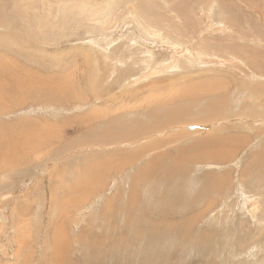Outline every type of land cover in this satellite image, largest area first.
Masks as SVG:
<instances>
[{"label":"rangeland","instance_id":"1","mask_svg":"<svg viewBox=\"0 0 264 264\" xmlns=\"http://www.w3.org/2000/svg\"><path fill=\"white\" fill-rule=\"evenodd\" d=\"M12 1L0 0L3 14L8 15ZM129 1L138 10L140 4L146 10L151 8L149 11L154 7L157 12L153 11L154 18L162 16L160 22L163 25L171 24L174 30H179L177 40H186L190 48L186 54L178 53V46L165 45L160 34L151 32L150 37L143 35L146 44L154 48V58L158 60L150 67L141 64L137 58H143L145 47L130 43L140 24L131 16H125V7L121 3L118 7L104 6L107 12L113 10L112 14L119 21L107 28L106 35L113 33L110 37L116 42L112 43V50L121 43L118 54L126 52L129 56L126 49L132 50L133 54L122 70L119 68L110 75L112 67L109 65L98 74L103 78L99 94L91 86L96 74L92 68L86 69L87 64L79 52L70 55L69 60L72 63L77 60L82 68L73 75V87L70 83L65 92L61 85L64 73L52 67H36V70L44 71L40 73L29 67L21 68L27 67L24 56H8V68L0 70V94L5 91V104L11 112L9 116L6 112L0 113V144H6L0 146V160H3L0 161V264H45L46 238L51 235L62 238L65 247L60 245V260L47 257L46 264H106L110 261L115 264L117 252L126 246V264H138L143 257L139 256L138 262L133 261L135 247L139 248L142 242L163 245L168 239L163 240L172 235L177 239L173 238L171 253L156 264H264V260L258 262V259H264V78L250 79L252 72L255 76L264 75V0H172L173 10L168 7L170 0ZM100 6L99 10H103ZM144 8L140 10L142 13L146 12ZM44 9L41 11L46 12ZM1 12L0 16L5 18L0 17V22L5 23L6 16ZM59 22L54 33L59 31L61 34L58 41L48 47L49 51L53 52L57 47L75 51L74 47H81L82 37L86 36L83 30L74 33L72 41L67 40V32L62 29L68 25ZM22 24L15 23L17 35L25 37L26 44L37 42ZM23 37L18 39L24 40ZM213 56L226 61L224 64L213 62L212 59H217ZM100 61L104 64L102 59ZM160 62L165 65L175 62L178 69L162 72L164 66H161L159 73L152 77L123 87L131 78L125 81V76L129 74L133 81L150 68L155 69ZM128 64L129 70H126ZM183 66L185 69L182 70ZM72 88L76 94L70 91ZM183 89L186 91L181 93ZM69 91L75 95L71 96ZM66 92L71 98L65 95ZM246 93L255 99L247 98ZM229 94L232 101L226 104L227 107L215 105V101L219 102ZM236 99H241L239 106ZM161 100L168 101L161 103ZM244 101V111L249 118L261 120L236 117L234 108L242 110ZM187 115L195 122L206 120L209 123L207 127L191 125L190 129L189 122L182 120L180 123L184 128H189L186 132L182 130L187 136L184 137L178 127L181 125L174 126L171 122ZM191 130H202L203 134L195 137ZM157 134L159 138L155 137ZM177 134L181 137L167 139L168 143H164V137ZM125 140L127 143L122 144ZM128 142H135L137 146L132 147ZM9 147L15 150L13 154L20 151V156L16 153V157L10 156L11 160L4 159L2 150L7 151ZM205 161L211 164L205 166ZM198 162L205 163L204 171L198 174L199 177L202 175L203 181L198 186L186 188L183 184L186 176ZM180 170L183 175L178 174ZM128 174L133 177L132 184L127 185L132 189L130 194L137 193V199L141 196L144 199L142 207L129 204L128 210H124L127 221L134 218L137 233L131 232L122 220L124 201L120 204V200L124 197L123 185L128 181ZM145 180L153 185L150 192H145ZM217 183L220 189L216 187ZM240 184L242 186L238 188ZM38 189L42 190L40 196L35 191ZM222 192L226 195L222 196ZM239 192L247 195L245 206L243 197H238ZM80 193L87 195L86 198H80ZM103 195L107 202L99 203ZM149 196L152 202L154 196L155 204L148 201ZM108 199L119 213L107 210L110 208ZM54 201L59 208L64 203L68 211L52 218ZM39 203L42 204L40 209ZM140 209L142 215L134 216ZM23 221L27 228L20 225ZM64 228L71 236L66 235ZM62 233L66 235L64 239ZM73 234L82 235L80 244ZM20 236L25 240L22 250L19 248ZM56 243L57 239H54ZM192 249H201L202 253L211 249L212 253L201 258ZM151 251L149 247L143 249L146 254ZM189 251L193 252L192 256L187 254ZM70 252L68 261H63ZM127 254H132L131 258Z\"/></svg>","mask_w":264,"mask_h":264},{"label":"bare ground","instance_id":"2","mask_svg":"<svg viewBox=\"0 0 264 264\" xmlns=\"http://www.w3.org/2000/svg\"><path fill=\"white\" fill-rule=\"evenodd\" d=\"M2 1V0H1ZM183 1V0H182ZM142 2V1H141ZM148 2V0H147ZM146 2V4H147ZM152 2V0H150V3ZM153 2H156V4L158 3L157 1H153ZM123 4V6L125 7V16H131L133 18L134 21H136L138 24H140V27L139 29H136V32L135 34H133L134 38H130V43L131 45H134L135 47H145V50L143 51L144 55L142 56L143 58H137L139 61H141V64H145L146 67H150L152 63H156L157 62V58H154L155 54L153 52L154 48L152 46H149L147 42V40H145L144 38H146L144 35L150 37V34L151 32L155 34H160L162 36V39L166 42L165 45L167 44L169 47L171 46H178L179 48L177 49L178 53H183V54H186L187 50L190 49L188 48V44L185 42L186 40L184 39V37L182 36L181 38L185 41H181V40H177V38L179 37V33L178 32L179 30H174L171 26V24H167L166 25H163L162 22H160V19H162L161 17L162 16H159V18H154V15H153V11L155 10L154 7H152V11H149L151 10L148 9L146 10V8H144L141 4L139 6V10L138 9H135L136 6L133 5L132 3L130 4V1L129 0H43V2L41 0H13L12 1V9L8 10L6 9V11L8 10V15L7 14H3L1 11V14L5 15L6 16V21L5 23H2L0 22V70H5L8 65V56H12V57H21V56H24L25 57V60H26V65L27 67H21V68H26V69H31L32 71L36 72V73H40V72H44V71H40V70H36V67H39V68H56V69H59L60 73H64V80H62V84L60 82V84L62 86H64V90H66V88L70 87V83L72 85L73 83V75L76 73L77 70L80 69V67L82 66V64L78 63L77 60H75V63H72L73 61L72 60H69L71 57L70 55H74L73 53L75 52H79L83 57H84V60L86 62L87 65L86 66V69H89V68H92V71L96 74L95 78L92 79L91 81V86H92V89L94 90L95 93H100L101 90H102V87H101V82H103V78H101L98 74H101V71L102 70H107V68L109 67V65H111L112 69L110 71V75L111 74H114L115 70H118L120 68V70H122V66L124 64H127V59H129L130 57H132V54H133V51L132 50H127L126 51L129 53V56L126 55V52L124 53H121V54H118L119 50H117V48H120L121 46L119 44L121 43H118L117 47L115 46V49L112 50V43L113 42H116L114 38H111L110 36L113 34H111L110 36L109 35H106L108 33V30L107 28L111 25H117V22L119 23L118 21V18L115 17L112 12V11H109L107 12V10L105 9L104 6H110V7H118L120 4ZM145 3V1L143 2V4ZM148 3V4H150ZM179 3V2H178ZM181 3V2H180ZM11 4V3H10ZM103 5V6H100V5ZM154 4V6L156 5ZM159 4V3H158ZM172 0H170V3L168 4V7L169 9H172L173 10V7H172ZM45 6V7H42V6ZM182 5V3H181ZM180 5V6H181ZM7 6V5H6ZM101 7L103 8V10H99L98 7ZM152 6V5H151ZM150 7V6H148ZM158 7V6H157ZM41 8H45L46 9V12H42L41 11ZM131 8L133 9L131 11ZM144 8V10L146 11L145 13H142L140 10ZM160 8V7H159ZM44 9V11H45ZM135 9V10H134ZM154 9V10H153ZM11 11V12H10ZM53 11V12H52ZM96 11H100V12H96ZM134 11H136L134 13ZM163 11V10H162ZM4 12V11H3ZM10 12V13H9ZM56 12V13H55ZM151 14H150V13ZM156 12V11H154ZM196 12V11H195ZM46 13V14H45ZM54 13V14H53ZM157 13V12H156ZM165 13V12H164ZM138 14V15H136ZM2 17V16H0ZM4 17V16H3ZM2 17V19H3ZM171 18V15L169 16ZM5 18V17H4ZM73 21H72V20ZM132 20V21H133ZM60 21V22H59ZM64 21V22H63ZM16 22H20V23H23L22 24V27L25 28V31L28 33L29 32V35L31 37H34L32 40H37V42H32L33 44H30V42H28L26 44L25 42V37H23L22 35H17V31L18 29L14 28L15 27V23ZM57 22H59L61 25H68V27H64L63 26V29H62V32H67V36H68V39L67 40H71V36H74V33H77L79 32L80 29L83 30V33L84 38L82 40V46L81 47H74L73 50L75 51H66V50H62V49H59L58 47L52 51H49L48 47L51 48L50 46L53 44V42L55 43L56 41H58L59 39V36L61 33H54L55 32V28L58 27L59 25L57 24ZM50 25V27H49ZM58 25V26H57ZM176 25V24H175ZM48 27L50 29H48ZM43 28L47 31H44ZM62 28V26H61ZM68 28V29H67ZM110 28V27H109ZM2 30H4L3 32H1ZM49 31V32H48ZM25 34V32H23ZM187 33V32H186ZM64 35H66L65 33H63ZM73 34V35H71ZM110 34V33H109ZM144 34V35H143ZM63 35V36H64ZM76 35V34H75ZM153 35V36H154ZM181 35V34H180ZM78 36V35H76ZM124 36V35H123ZM126 36V35H125ZM124 36V37H125ZM206 36V35H205ZM18 37H23L24 40H19ZM208 37V36H207ZM206 37V38H207ZM95 39V40H94ZM123 39V38H122ZM117 40V39H116ZM149 40V39H148ZM124 42V41H123ZM122 42V44H123ZM125 44V43H124ZM123 44V45H124ZM57 45V44H55ZM122 45V46H123ZM151 45V44H150ZM113 47H114V44H113ZM67 49V48H66ZM72 49V48H71ZM204 52V51H203ZM202 56L204 57L205 55L202 54ZM217 58L216 56H213V58ZM10 58V57H9ZM20 59V58H19ZM74 59V58H73ZM103 60L104 64L101 63L100 60ZM150 59V60H149ZM212 59L213 62H216V63H222L224 64L226 59ZM11 60V59H10ZM69 60V61H68ZM20 62V61H19ZM134 62V61H133ZM132 62V65H134V63ZM13 63V62H12ZM16 63V62H15ZM140 62H138L139 64ZM177 63V62H176ZM119 66V67H118ZM128 66V68L126 67V70L128 69L129 70V64L126 65ZM161 66H164V68H162V72L165 71V70H168L170 69L172 72H174V70L178 69V65L175 64V62H172V64H168V65H165L163 64L162 62L159 63V65L151 70V68L149 69V71L137 76V77H134V80L131 81L132 79V76H130L128 74V76H125L124 80L127 81V78H130V80L128 82H125L124 83V86L123 87H126L129 86L130 84H134V83H137L139 80H143L144 78H147V77H152L153 75L157 74L158 72V69L161 68ZM29 67V68H28ZM20 68V67H18ZM82 68V67H81ZM85 68V67H84ZM15 69V68H13ZM144 69V67H143ZM185 69V67L183 66L182 67V70ZM2 72V71H1ZM26 72V71H25ZM31 72V71H29ZM177 72H180V71H177ZM52 73V72H51ZM124 73V72H123ZM159 73V72H158ZM255 73H251V76H250V79H258V78H262L261 80H263L264 78V75H257L255 76L254 75ZM109 75V76H110ZM78 76V75H77ZM78 78V77H77ZM26 79V78H25ZM24 79V80H25ZM23 80V79H21ZM76 80V79H75ZM145 80V79H144ZM259 80V79H258ZM78 81V80H77ZM76 81V82H77ZM39 83V82H38ZM81 84V83H80ZM79 84V85H80ZM42 85V84H41ZM45 85V84H44ZM74 85V84H73ZM72 85V87H73ZM61 86V87H62ZM135 86V85H134ZM3 87V86H2ZM1 87V88H2ZM10 87V86H9ZM55 87H57L55 85ZM76 87V86H75ZM132 87V86H131ZM82 88V87H80ZM99 88H101V90H99ZM71 89V88H69ZM13 90V89H12ZM59 90V88L57 89ZM79 90V89H78ZM4 91V90H2ZM11 91V89H10ZM72 93L75 91H73V88L72 90ZM69 91V93H70ZM186 91V89H183L182 91H180L181 93H184ZM60 92V91H58ZM65 92V91H64ZM76 94V91L74 92ZM227 93V92H226ZM9 94V93H8ZM65 94V93H63ZM71 94V93H70ZM70 94L67 95V92H66V96L70 97ZM73 94V95H75ZM85 94V93H84ZM228 94V93H227ZM71 94V96H73ZM183 95H188V96H191L189 94H183ZM226 95V94H225ZM230 95V94H229ZM227 96L225 97L223 100H220L219 102L215 101V105H222L224 108L227 107L226 104L231 100L232 101V98H231V95L230 96ZM58 97H61V95H57ZM65 96V97H66ZM86 96V95H85ZM247 98L249 99H252L254 100L255 98L249 96L248 93H246L245 95ZM253 96V95H252ZM12 97V96H11ZM76 97V96H75ZM74 97V98H75ZM80 97V96H79ZM77 97V98H79ZM88 97V96H87ZM154 97L151 96V98ZM185 97V96H184ZM67 98V97H66ZM71 98V97H70ZM73 98V99H74ZM174 97L168 99L169 101L173 100ZM181 98V97H179ZM32 99V98H31ZM61 99V98H60ZM68 101H69V98H67ZM83 99V98H82ZM149 99V98H148ZM153 99V98H152ZM242 99V98H241ZM241 99L240 100H237L236 99V102H237V105L239 106L241 104ZM5 100H6V94H5V91L3 94H0V113H4L6 112L9 115H11V112L9 111V107L5 104ZM9 100V99H8ZM76 100V99H74ZM79 100H81V98H79ZM168 100H165V101H162L161 100V103L162 102H166ZM243 100V99H242ZM51 101V99H50ZM55 101V100H54ZM64 101V99H63ZM66 101V100H65ZM83 101V100H82ZM85 101V99H84ZM83 101V102H84ZM150 101V100H149ZM153 101V100H152ZM145 102V101H144ZM245 103V101H244ZM229 105V104H228ZM181 108V107H180ZM246 108V103L243 105V108L242 110H240L239 108H234L236 111H237V118L240 120L241 118H248L249 120H252L251 118H249V115L244 111V109ZM212 109V108H211ZM214 109V108H213ZM212 109V110H213ZM12 110V109H10ZM93 110V109H92ZM23 112V111H22ZM213 112V111H212ZM39 113V112H38ZM53 113V112H52ZM56 113V112H55ZM98 114V113H97ZM1 115L0 114V118H1ZM81 115V114H80ZM88 115V114H87ZM91 115V114H90ZM99 115V114H98ZM85 116V115H84ZM79 117V116H78ZM86 117V116H85ZM91 116H89L90 118ZM264 119V118H263ZM40 120V119H39ZM182 120L184 121H187L189 122V124H187V126L190 128L191 125L192 127H194L195 125H200L203 127H207L206 125L209 123L207 122L206 120H202V121H198V122H195V120L191 119V117L189 118V115H187L184 119H178L176 120L175 122H171V125H181V126H178L180 127L179 130H181V134H183L184 132H186V129L184 128L183 124L180 123L182 122ZM255 120H261V119H254L252 121H255ZM87 121V120H86ZM92 121V120H91ZM183 121V122H184ZM27 122V121H26ZM4 124V123H3ZM44 124V123H43ZM50 124V123H49ZM56 124V123H55ZM14 125V124H13ZM186 125V124H184ZM12 126V125H11ZM54 127V126H53ZM5 128V127H4ZM188 128V129H189ZM1 129V128H0ZM187 129V130H188ZM191 129V128H190ZM152 130V129H151ZM184 132H183V131ZM2 131V130H1ZM7 131V130H6ZM153 131V130H152ZM189 131V130H188ZM191 134L194 135L195 137H198L199 135L203 134L202 130H191ZM13 132V131H12ZM11 132V133H12ZM155 132V131H154ZM5 133V132H4ZM7 133V132H6ZM152 133V132H151ZM58 134V133H57ZM209 134H212V133H208ZM5 135V134H3ZM3 135H2V138H3ZM19 135V134H18ZM41 135V134H40ZM179 134L177 135H174V136H168L167 137H164L163 138V141L164 143L167 142V139H174V138H177V137H181L178 136ZM185 133L182 135L184 136ZM14 136V135H13ZM23 136V135H22ZM153 136V135H152ZM191 136V135H190ZM7 137V135H6ZM20 137V136H19ZM151 137V136H150ZM157 138L158 137V134L155 136ZM184 137H187V136H184ZM192 137V136H191ZM217 137V136H216ZM9 139V138H8ZM182 139V138H181ZM2 141L3 140H6V139H1ZM13 140V139H12ZM11 140V142H12ZM15 140V139H14ZM19 140V139H18ZM22 140V139H21ZM178 140V139H177ZM16 141V140H15ZM47 141V140H46ZM7 142V141H6ZM9 142V140H8ZM7 142V143H8ZM50 142V141H49ZM146 142V141H145ZM178 142V141H177ZM10 143V142H9ZM8 143V145H9ZM14 143V141H13ZM16 143V142H15ZM18 143V142H17ZM48 143V142H47ZM122 144H126L127 141H123L121 142ZM129 143V142H128ZM135 142H133L132 144H130L132 147H135L137 146V144H134ZM168 143V142H167ZM206 143V142H205ZM5 144L4 142L2 143V145ZM27 144V143H26ZM29 144V143H28ZM115 144V143H114ZM156 143H154L153 145H155ZM201 144V143H200ZM0 144V146H2ZM6 145V144H5ZM4 145V146H5ZM19 145V144H18ZM49 145V144H48ZM51 145V143H50ZM3 146V147H4ZM15 147V145H14ZM1 148V147H0ZM8 148V147H6ZM13 148V147H12ZM11 148V149H12ZM18 148V147H17ZM16 148V151L19 149ZM52 148V147H51ZM10 147L7 151L5 150H2L3 153H5L4 155V159H10L11 160V157L10 156H13L15 155L16 153L19 155L20 151L16 152L15 154H13V152L15 150H11ZM37 149V148H36ZM39 149V148H38ZM43 149V148H42ZM159 149V148H158ZM157 149V150H158ZM21 150V149H19ZM63 150V149H62ZM5 151V152H4ZM1 152V151H0ZM67 152V151H66ZM65 152V153H66ZM36 153V152H35ZM63 153V152H61ZM31 154V153H30ZM152 154V153H151ZM1 155V154H0ZM2 155V156H3ZM150 155V154H149ZM202 155V154H201ZM6 156V157H5ZM20 156V155H19ZM22 156V154H21ZM16 157V155H15ZM180 157V155H179ZM39 158V157H37ZM202 158V157H201ZM2 159V158H1ZM30 159V158H29ZM203 159V158H202ZM214 159V158H213ZM13 160V159H12ZM182 160V158H181ZM208 160V158L206 159ZM3 162V160H0ZM9 161V160H8ZM31 161V160H30ZM7 162V161H6ZM5 162V163H6ZM12 162V161H10ZM16 162V161H14ZM25 162V161H24ZM33 162V161H32ZM179 162V161H178ZM206 162V161H205ZM253 162V161H252ZM9 163V162H8ZM207 165L205 166H208L210 165L211 163L210 162H206ZM205 163H202V162H198L196 164H194L193 166V170L191 172H189L187 175L189 176H186L187 177V180L184 182L183 184H186V188H189L188 185H191L192 187L193 186H198V183H202L203 181V177L202 175L199 177L198 174L199 172L201 171H204V168H203V165ZM6 166V165H5ZM13 166V165H12ZM165 166V165H164ZM252 166V165H251ZM181 168V166H180ZM196 168V169H195ZM252 168V167H251ZM1 169V168H0ZM15 169V168H14ZM206 169V168H205ZM254 169V168H253ZM153 170V169H152ZM185 170V169H184ZM179 171V170H178ZM251 171V170H250ZM152 172V171H151ZM144 174V173H143ZM142 174V175H143ZM180 175H183V172H180L178 173ZM136 175V174H135ZM152 176V175H151ZM150 176V177H151ZM198 176V177H197ZM84 177V176H83ZM145 177H146V174H145ZM150 177H148V180H150ZM155 177V176H154ZM177 177V176H176ZM210 177V175H209ZM42 178V177H41ZM128 181L124 182V185H123V195L124 197H122V201L120 200V204L123 205L124 209L121 211L123 217H122V220H124V223L125 225L130 228V231L133 232V233H137V227H136V224L134 222V218H131L129 221H127V217H125V211L124 210H128V205L130 204L131 206H136L138 205V207H142L141 205L144 204V199H142V196L137 199L138 197H136L137 193L135 195L130 194V191L132 189H129L128 188V184H132V179L133 177L128 174ZM152 178V177H151ZM157 178V177H156ZM179 178V176H178ZM181 178V177H180ZM111 179V178H110ZM76 180V179H75ZM78 180V179H77ZM90 180V179H89ZM99 180V179H98ZM148 180H145L144 181V186H145V192H150L151 188H153V185L150 184L151 181H148ZM154 180V179H153ZM100 181V180H99ZM2 182V181H1ZM77 182V181H76ZM80 182V181H79ZM92 184L93 181H91ZM159 182V181H158ZM6 183V182H5ZM240 183V182H239ZM2 184V183H1ZM39 184V183H38ZM74 184V183H72ZM79 184V183H78ZM81 184V183H80ZM154 184V183H153ZM157 184V183H156ZM97 186V184H94V186ZM210 185H213V184H210ZM244 185V184H243ZM89 186V184L87 185ZM91 186V185H90ZM95 186V188H97ZM102 186V185H101ZM218 186V183L216 184V187ZM242 184H240L239 187H241ZM133 187V186H132ZM200 187V186H199ZM89 188V187H88ZM92 188V187H91ZM209 188V187H208ZM218 189L220 188L217 187ZM215 189V194L217 193V195L219 194L218 192V189ZM129 189V191H128ZM241 189V188H240ZM74 190V189H73ZM95 190V189H93ZM98 190V189H97ZM188 190V189H187ZM36 191V194H38L40 196L42 190L41 189H38V190H35ZM72 191V190H71ZM89 191V190H88ZM87 191V192H88ZM91 191V190H90ZM89 191V192H90ZM188 191H192L191 189L188 190ZM242 191V190H240ZM58 192V190H57ZM70 192V191H69ZM85 192V193H87ZM134 192V191H133ZM194 192V191H193ZM71 193V192H70ZM69 193V194H70ZM96 193V192H95ZM102 193V192H101ZM82 193H80V198L81 196L85 199L86 196L81 195ZM94 194V192L92 193ZM91 194V195H92ZM153 194V193H152ZM157 194H159L157 192ZM188 194H192V193H189ZM222 196H225L226 193L222 192L221 193ZM194 195V194H193ZM158 196V195H157ZM243 197V205L246 203V193H240L238 194V197ZM74 197V196H73ZM228 196H226L227 198ZM4 198H7V196H4ZM54 200H55V196L53 197ZM79 198V196H78ZM88 198V197H87ZM72 199V198H71ZM74 199V198H73ZM148 201L150 200V203L152 204H155L156 203V200L153 196V202H152V199L150 198H147ZM35 200H37L35 198ZM89 200V198L87 199ZM72 201V200H71ZM79 201V200H78ZM77 201V202H78ZM83 201V200H82ZM81 201V203H83ZM85 201V200H84ZM107 202V197L106 195H103V196H100V200H99V203L100 202ZM109 201V209H107L108 211H116L117 209H115L114 206H112L113 204L111 203V201L108 199ZM57 201H54V204H53V207L51 208V213L52 214V218L55 217L56 215L60 216V212H66L68 211V208L66 206H64V203H61V207L59 208L57 203ZM76 203V202H75ZM208 203V202H207ZM42 204L39 203L38 204V208H42L41 206ZM78 205H79V202H78ZM35 206V205H34ZM69 206V204H68ZM121 206V205H120ZM245 206V205H244ZM77 207V206H76ZM137 207V208H138ZM45 208V206H44ZM72 208V207H71ZM17 212V209L15 210ZM118 213L120 210H117ZM111 214H114V212H110ZM139 213L142 215V209L140 210H137V212L135 213L134 212V216ZM75 215V214H74ZM17 217V216H16ZM39 217V216H38ZM81 217V216H80ZM66 217H63V219H65ZM29 219V218H28ZM66 220V219H65ZM100 220V219H99ZM77 221V220H76ZM84 221V220H83ZM25 221H23L20 225L25 228H27V225H23ZM62 224H64L63 220L61 221ZM144 222V221H143ZM18 223H20V221H18ZM77 224H79L78 222H76ZM51 225V224H50ZM65 226V225H64ZM67 228V227H66ZM69 228V227H68ZM62 230V229H60ZM64 230L66 231V229L64 228ZM68 230V229H67ZM119 231V229H117ZM51 231V230H50ZM144 231V230H143ZM67 232V231H66ZM65 233V232H64ZM62 233V234H64ZM25 234V233H24ZM61 234V233H60ZM58 235V234H57ZM65 235V234H64ZM63 235V239L64 237H66V235H69L68 232L67 234L64 236ZM74 235V234H73ZM122 235V232L121 234ZM139 235H140V232H139ZM71 236V235H69ZM75 236V235H74ZM73 236V237H74ZM77 237L76 238V242L78 244H80V241H82V235H78V236H75ZM74 237V238H75ZM86 238V237H84ZM173 238L177 239V237L173 236L172 237H168L166 238L165 240L163 241H166L168 239V241L163 244V245H151L149 244L148 242H142L140 245H139V248L135 247L134 249V257L133 258V261H136L139 256H142L143 259L138 263V264H156V263H160L164 258H165V255L168 254L171 249H172V241H173ZM54 239H57V243L54 244ZM62 238H60L59 236H47L46 238V246H45V259L43 261V263L46 264L47 262V257H49L50 259L52 260H56L58 261L59 257H60V245L62 247H65L62 245V242L61 241ZM67 239V238H66ZM146 239V238H144ZM127 241V239H125ZM133 240V239H132ZM153 240V239H151ZM150 241V240H149ZM70 242L71 241V238H70ZM66 243H69V241H67ZM73 243V242H72ZM156 243V242H155ZM179 243V242H178ZM65 244V243H64ZM87 244V242H86ZM72 245V244H71ZM126 245V242L124 241V246ZM19 248H21L20 250H22V247L25 246V240H23L20 236V242H19ZM57 247V248H56ZM132 248V246H130ZM148 248L149 249H152L153 251H151L152 253L148 252V254L144 253L143 252V249L144 248ZM159 247L161 249H159ZM88 249V248H87ZM125 249H127V246L126 248H124L122 250L121 248V251L117 252V255H118V260H115V258L113 259V261L115 260L116 262H114L115 264H126V254H125ZM119 250V249H118ZM86 251V250H85ZM146 251V249H145ZM192 251H196L197 252V255L201 258H205L206 256H210L211 253L210 251H212L211 249H206V251L204 253L201 252V249H192ZM192 251H189L187 254L192 256ZM130 252V251H129ZM192 252V253H191ZM171 253V252H170ZM221 253V252H219ZM72 253L70 252V254H68L66 257H64L62 260L63 261H68V258L70 257ZM44 255V254H43ZM86 255V254H84ZM214 255H218L217 253H214ZM25 256V255H24ZM23 256V257H24ZM127 256H130L127 254ZM132 256V254H131ZM130 256V258H131ZM221 257V255H219ZM235 257V256H234ZM233 257V258H234ZM153 258V260H152ZM49 259V260H50ZM129 259V258H128ZM27 260V259H26ZM60 260V259H59ZM223 260H226L225 258H223ZM264 259H258V262L259 263H262ZM110 261V260H109ZM164 261V260H163ZM138 262V260L136 261ZM229 262V261H228ZM256 262V261H255ZM231 263V262H230ZM24 264V263H22ZM27 264V263H26ZM58 264H64V262H61ZM90 264V263H89ZM106 264H111V261L106 263ZM135 264V262H134ZM137 264V263H136ZM163 264V263H161Z\"/></svg>","mask_w":264,"mask_h":264}]
</instances>
